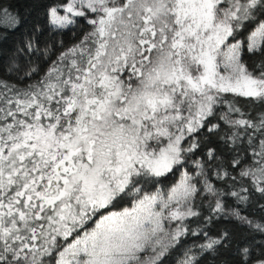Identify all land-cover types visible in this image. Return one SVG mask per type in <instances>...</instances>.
Wrapping results in <instances>:
<instances>
[{
	"label": "snow or ice",
	"instance_id": "obj_1",
	"mask_svg": "<svg viewBox=\"0 0 264 264\" xmlns=\"http://www.w3.org/2000/svg\"><path fill=\"white\" fill-rule=\"evenodd\" d=\"M38 7L0 0V264H264V0Z\"/></svg>",
	"mask_w": 264,
	"mask_h": 264
},
{
	"label": "trees",
	"instance_id": "obj_2",
	"mask_svg": "<svg viewBox=\"0 0 264 264\" xmlns=\"http://www.w3.org/2000/svg\"><path fill=\"white\" fill-rule=\"evenodd\" d=\"M6 4H11L16 12L21 13L27 19L31 20L35 18L40 13V8L38 7L39 0H5ZM10 12L13 9H9ZM15 12H13V15ZM30 14V15H29ZM5 29L3 26H0V32H3ZM9 34L11 35V30H8ZM18 35V33H16Z\"/></svg>",
	"mask_w": 264,
	"mask_h": 264
}]
</instances>
